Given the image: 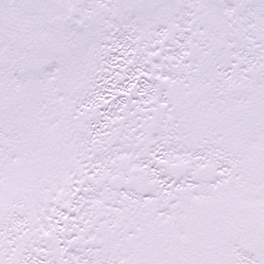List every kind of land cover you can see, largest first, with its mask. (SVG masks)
<instances>
[{
	"label": "snow or ice",
	"instance_id": "obj_1",
	"mask_svg": "<svg viewBox=\"0 0 264 264\" xmlns=\"http://www.w3.org/2000/svg\"><path fill=\"white\" fill-rule=\"evenodd\" d=\"M0 264H264V0H0Z\"/></svg>",
	"mask_w": 264,
	"mask_h": 264
}]
</instances>
